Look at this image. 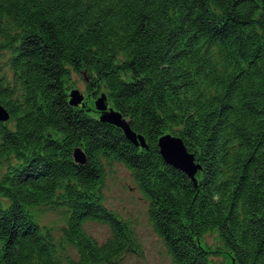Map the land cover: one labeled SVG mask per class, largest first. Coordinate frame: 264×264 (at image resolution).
Instances as JSON below:
<instances>
[{"label":"trees","instance_id":"trees-1","mask_svg":"<svg viewBox=\"0 0 264 264\" xmlns=\"http://www.w3.org/2000/svg\"><path fill=\"white\" fill-rule=\"evenodd\" d=\"M0 264H114L139 251L104 203L107 166L132 173L173 264H264V0H0ZM73 73L147 147L69 102ZM180 136L196 182L165 160ZM86 155L74 158L75 148ZM61 209L59 236L35 208ZM111 229L100 244L86 229ZM218 231L213 250L205 234Z\"/></svg>","mask_w":264,"mask_h":264},{"label":"rangeland","instance_id":"rangeland-1","mask_svg":"<svg viewBox=\"0 0 264 264\" xmlns=\"http://www.w3.org/2000/svg\"><path fill=\"white\" fill-rule=\"evenodd\" d=\"M6 54L0 53V67L7 72L9 68L4 65ZM11 73V72H10ZM90 78L86 73L72 75V87L79 88L84 94L85 106L95 111V101L100 95L87 91L86 81ZM81 105V104H80ZM100 112V111H99ZM100 114V113H97ZM104 203L115 210L121 217L130 221L139 243V251H128L114 264H173L163 240L154 230L148 214L149 201L139 190L131 171L121 163L115 162L107 166V177L103 186ZM42 224L52 226L59 236L64 224L61 209L41 206L34 209ZM86 229L100 244L111 237L110 227L99 221H89ZM204 241L213 250H223L220 244L218 231L205 234ZM212 264H236L225 251L212 255Z\"/></svg>","mask_w":264,"mask_h":264},{"label":"water","instance_id":"water-1","mask_svg":"<svg viewBox=\"0 0 264 264\" xmlns=\"http://www.w3.org/2000/svg\"><path fill=\"white\" fill-rule=\"evenodd\" d=\"M85 94L79 88H73L69 93V102L73 105H83ZM96 110L100 111L99 118L120 127L127 139L138 146L147 147L144 135L137 133L131 128L129 120L123 114L109 104L108 96L102 93L95 101ZM9 111L0 102V120H8ZM160 152L169 163L183 169L196 182V173L201 168V164L195 161L194 153L190 152L183 139L172 133H165L159 138ZM74 158L77 162L84 163L86 155L82 148L74 150ZM235 261V260H234Z\"/></svg>","mask_w":264,"mask_h":264}]
</instances>
